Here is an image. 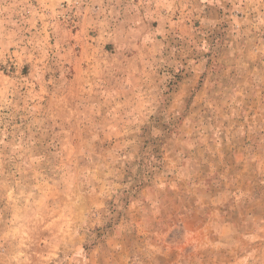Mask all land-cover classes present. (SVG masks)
<instances>
[{"label": "rangeland", "instance_id": "1", "mask_svg": "<svg viewBox=\"0 0 264 264\" xmlns=\"http://www.w3.org/2000/svg\"><path fill=\"white\" fill-rule=\"evenodd\" d=\"M0 264H264V0H0Z\"/></svg>", "mask_w": 264, "mask_h": 264}]
</instances>
